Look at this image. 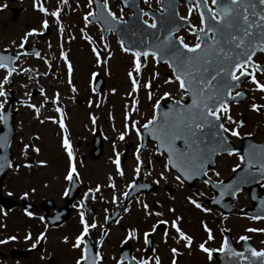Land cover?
<instances>
[{"label":"rangeland","instance_id":"1","mask_svg":"<svg viewBox=\"0 0 264 264\" xmlns=\"http://www.w3.org/2000/svg\"><path fill=\"white\" fill-rule=\"evenodd\" d=\"M73 1L74 4L76 3V7H78L77 3L80 5L85 3V0ZM13 2L21 7V13L18 15L19 22L15 24L18 37L32 25L33 17L37 16L39 10L34 7L32 0H14ZM42 6L47 10L48 15H45V20L49 19L48 25L52 29L48 36V42L55 40L67 42L66 32L73 29L74 19L78 18L80 13L59 12L60 20L63 23L59 28L50 15L58 8L56 0H46V4ZM87 30L92 31L93 27L89 26ZM94 31L97 32V28ZM58 34L62 36L61 39H58ZM98 45L103 50L100 55V63H97V56L93 53L92 48L83 42L72 43L74 48L63 46L65 59L68 63L65 64L64 59H62L61 76L58 79L52 76L44 78V85L47 87L45 95L48 98L56 99L61 104L62 119L54 110L53 103L50 107L44 106L43 95L37 93L31 97L27 93V88H24L25 93H23L22 86H18L17 91L21 98L23 97V104L19 107L15 117L16 134L11 144L13 166L3 181L2 192L4 195L17 201L27 199L36 204L44 197H52L55 204L60 202L57 194L66 184L65 176L69 167L68 154L63 146L65 139L73 148L71 163L75 166L74 168L77 170L75 172L82 183L80 190L82 195L79 199L83 203L87 197L83 193L86 194L90 189L94 191L95 199L99 201L98 204L106 203L109 206L111 203L110 206H112L113 203H119L120 195L124 193L126 186L144 172L141 166L137 171L135 164L137 157H132L128 152L135 155L134 150L139 138L137 131L140 130L145 121L149 120L157 101L164 100L179 91L178 84L173 78L165 76L164 68L154 67L156 64L149 57L138 58L141 68L140 74L137 75L134 70L133 56L131 53L123 51L120 46H115L118 45L115 39L107 42V51L106 45L101 39L98 41ZM110 50L113 52L111 55L108 52ZM69 66H71V73L68 71ZM155 68L156 70H154ZM92 71L99 73L104 78L105 87L100 93H95L91 89ZM130 71L133 73L132 79L137 81L135 92L132 91V80L128 76ZM165 81L169 82L165 83ZM145 84H148L149 87L145 88ZM33 85L34 88L40 87L44 94L42 84L33 83ZM166 92L169 93L168 96L164 95ZM253 102L254 99H251L232 110L234 113L233 122L227 128L235 129L238 136H232L230 131L227 134L237 145L240 144L241 138L246 134L252 135L256 140L264 139V111L253 110ZM125 113H127V120ZM242 113L246 116V120L243 125L238 126L236 122ZM61 120L65 126L63 130L60 128L59 121ZM125 124L128 125L127 129H125ZM95 126H98L102 133L100 142L103 148L99 156L91 158L88 154L90 144L87 145L86 141H90L91 132ZM64 130H66V135L62 134ZM121 133H124L123 140L119 139ZM149 146L146 145V147ZM125 149L127 155L122 160ZM80 153H83V159H81ZM117 154H119L122 174L117 173L114 160H112L117 158ZM144 157V154L141 153L139 160H142V164L145 163ZM154 162L156 163V161ZM158 162L155 171L159 175L163 161L159 160ZM240 163L238 155L225 154L219 156L215 178L218 180L225 178L231 173V168ZM154 175V172L145 173V177L149 181L152 179L156 183L153 179ZM110 177L111 179H109ZM170 180L171 178H168L164 181L160 176L158 179L159 190L134 200L131 204L132 210L120 222L122 225L119 223L118 227L111 228V234L116 233L117 237L121 239L124 231L127 230L125 229L126 226L134 225L144 232L155 220L165 221L164 229L159 231L155 239V248L151 256L145 259L147 264H156L155 258L158 259L159 264H172V261L175 264H215L213 255L211 254V258H209L208 253L203 252L199 245L204 244L206 248L212 250L215 248L214 245L220 248L224 229L232 234L237 248H240L238 240L241 236L249 238L256 249L263 248L264 231H259V229H264V217L250 218L237 211L222 215L214 208H197L195 205L198 204V201L192 196L193 193L189 194L191 191L187 188L181 189V186H177L173 180L171 186L174 190L170 193L167 191L168 188L163 185L169 184ZM99 186L103 191L109 187L110 196L100 199L99 191L96 190ZM176 188L180 191H177ZM188 195H191L189 201L186 197ZM153 200L155 210L151 207ZM233 202L237 208L248 206L247 192L241 190ZM92 206L96 210L93 221L96 220L97 223L102 224V218L99 216L102 210L99 211L98 206ZM208 209L213 211L209 216L208 213L205 214L204 212ZM2 214L4 216L0 213V252L2 256L7 254L6 250L10 247H26L38 237L45 241L48 250L45 252L43 264H47L48 257L57 254L59 249L65 253L67 249L70 250L67 244L71 238L65 234L69 231L70 222L53 228L42 236L36 233L24 235L26 230H30L27 228L30 225L27 223V219H24L21 214H17L14 209L2 210ZM37 214L39 211L33 213V215ZM178 217L179 219H177ZM71 221L75 227L73 232L77 234L80 227L76 222V217ZM173 221L176 222L181 232L184 231L185 234L192 236L188 246H185L187 242L181 240L176 230L171 227ZM31 225L38 231L37 224L31 223ZM205 228L210 231L211 240L208 239L209 232H206ZM250 228L258 231H246ZM12 233L18 235L20 239H12L10 236ZM165 233L167 234L165 235ZM169 234L174 235L175 240L169 239L165 242ZM138 235L137 232L135 238ZM63 238H66L65 242L62 240ZM133 238L132 236L130 240ZM73 242L75 243V240ZM114 243L117 245L118 239ZM171 244L172 246H169ZM172 249H176L175 254H173ZM70 251L74 257L77 255V250L71 249ZM110 251H114V249L105 253V257ZM108 259H112L110 254ZM60 260L58 258L57 262L60 263ZM7 262L9 263V261Z\"/></svg>","mask_w":264,"mask_h":264},{"label":"snow or ice","instance_id":"2","mask_svg":"<svg viewBox=\"0 0 264 264\" xmlns=\"http://www.w3.org/2000/svg\"><path fill=\"white\" fill-rule=\"evenodd\" d=\"M91 3L92 0H89V4ZM34 7H37L41 13L48 14L46 9L42 5H39L36 0H34ZM107 8L108 5L105 2L104 10L107 11ZM196 10L200 12V27L192 30L196 36V43L191 45L184 43L182 37L173 38L172 32L169 31L163 39L160 37L155 38L156 42L151 46V53L148 51H144L143 53L137 51L131 52L134 58V70L137 75L140 74L141 65L138 57L141 55L148 57L151 54L153 60L162 57L166 58L165 62L172 69L174 80L178 84L180 91L184 96L189 97L190 102L188 103L182 104L180 101H176V107L168 113H164L163 120H157L156 115H153L147 123L142 125L146 131L151 130L150 134L153 136V139L159 142L157 145L158 149L163 148L167 152V162L164 167L167 169L170 165L185 179L190 178L192 175L206 174L204 163L208 155L215 154L217 149L221 151L226 150L228 155H232L234 152L231 148H225L227 140L223 136V133L230 131L232 136H238V132L235 129L230 130L221 122L222 117L231 121V117L227 115L228 104L225 102L226 93H230L233 87L231 82L238 81L241 76L246 75L251 77V82L257 90L264 92V84L259 83L251 72L245 71L249 66L253 69L257 68L252 62L253 53L257 50L264 52V0H211V6H209L208 0H201L200 3L196 4ZM192 11L193 9L190 7L189 13ZM59 12L60 9L57 8L50 15L57 17ZM144 15H147V13H144ZM89 16H92L91 12L87 14L85 20ZM101 16H103V13H101ZM107 17H111L112 19L107 20V18H104L105 23L110 28H114L117 18L110 11H107ZM100 18L97 17V19ZM182 19L186 20L187 17H183ZM145 23L147 22L145 21ZM147 26L154 29L156 28V23L153 22ZM42 27H47V21L42 22ZM37 34L35 29L26 33L19 46L23 48L24 40L30 35ZM84 38L89 41L91 40L87 36ZM141 43H144V41H141ZM121 47L123 51L127 52L130 50L124 47L123 44ZM92 51L93 53H97V63H100L98 50L93 48ZM17 55L19 56L20 53ZM35 55L39 56V53L36 52ZM109 55H111L110 52ZM60 56L61 59H64L65 64H67L68 62L65 59L63 51L60 52ZM13 59L11 56H0V68L6 69L9 75L15 71L12 67ZM68 71L71 73V66H69ZM237 72H239V75H237ZM95 75L93 73V76ZM128 76L132 80V91L135 92L137 81L132 79L133 73L131 71L128 73ZM4 80H8V75L4 77ZM168 82L165 81V83ZM144 87L147 88L149 85L145 84ZM3 94V90L0 89V95ZM164 95L168 96L169 93L166 92ZM242 95L243 93L241 92L235 93L236 97H241ZM52 103L56 104V100L53 99ZM28 106L33 107L32 105ZM256 108L257 105L253 104L252 109L256 110ZM37 111L39 110L37 109ZM56 111L60 112V109L57 108ZM125 119L127 120V113H125ZM0 120H3V116H0ZM59 123L60 128L63 130L65 128L63 121L61 120ZM127 127L128 125L125 124V129ZM133 127H135V124H133ZM137 135H139V132ZM119 139H124V133H121ZM178 141L180 142L179 145L177 144ZM2 146L0 145V147ZM63 146L69 160L68 172L65 179L70 181L73 178L75 168L71 163L72 152L67 139L63 141ZM139 147L138 145V149ZM240 160L245 164L246 168L249 166L255 167L258 164L257 171L261 173V178L264 179V145H250L245 150L244 155L240 157ZM137 161L138 171L139 156H137ZM113 163L116 164L117 173L122 174L120 171L119 154H117V158ZM236 167H240V165ZM215 186L213 185V187ZM220 187L228 190L231 186L221 185ZM89 191L92 190L90 189ZM232 194L234 195V193ZM113 199L115 200V197ZM195 206L197 208L201 207L199 204ZM29 215L31 214L29 213ZM158 223L163 224L165 221H158ZM80 224L83 226L82 231L76 236L75 243L72 245L73 248L80 246L82 237L87 234L90 227H95L94 223L91 225L86 223L83 213L80 215ZM171 227L176 230L181 240L187 242L185 246H188L191 238L180 231L175 221L172 222ZM205 231L209 232L208 239L211 240L212 235L210 231L207 228H205ZM246 231L258 230L250 228ZM259 231H264V229H259ZM42 235L43 233H41ZM145 235L147 236V233ZM246 239L247 237L245 236L240 237L242 241ZM199 247L203 252L208 253L209 258H211V253L214 250L206 248L204 244H200ZM245 248L252 258H256L259 264H264V249L257 251L248 247V245H245ZM218 251L222 253L227 251L229 256L237 257L242 261L247 260L248 264H256V261L248 259L245 253L234 252L228 247L227 240L221 244ZM172 252L175 254L176 249H172ZM86 253L87 246L85 245L76 264H81V261H87ZM99 259L100 254L97 253L96 260ZM87 264H94V262L87 261ZM138 264H147V261L141 260ZM157 264H159L158 260Z\"/></svg>","mask_w":264,"mask_h":264},{"label":"flooded vegetation","instance_id":"3","mask_svg":"<svg viewBox=\"0 0 264 264\" xmlns=\"http://www.w3.org/2000/svg\"><path fill=\"white\" fill-rule=\"evenodd\" d=\"M14 0H1L0 2V50L1 51H6V50H11L12 53L16 54V60L14 61V66L17 68L16 71L12 72L10 77H11V82H7L4 80V77L8 74V71L4 68H0V89L3 90V95H0V111L5 108L8 104H11L12 107L14 108V111L16 112L15 117L17 115L18 109L20 106L23 104V97L19 95V92L17 91L18 86H22L23 93H25L24 88L28 89V94L29 96L31 95V90L30 86H34L33 83H40L44 86V94L41 92L40 87H35V93L33 94L34 96L38 93L40 95H43V104L44 106H51L52 100L51 98L46 97L45 91L47 87L44 85V78L48 76L52 77H57V79L61 76L62 74V59L60 56V52L64 51L63 46H68L69 48H74L72 47V43H75L77 41L83 42L85 45L87 44L89 47H91V44L87 39L84 37H91L96 43L100 41L101 37L99 36L98 30L97 32L92 30L89 31L87 30V27L91 26L93 29H96V24L94 22L90 21L88 18L85 20V17L89 12H93V15L95 14L94 11V5L91 3L89 4V0H85L84 5L78 4V7H76V3L74 4L73 0H56V3L58 4V8L60 9L61 13H69L71 11L73 12H79L80 15L78 18L74 19V24L72 30H67L66 32V40L67 42H63L62 40H55L48 42V36L51 34V27L48 25L49 19L47 18L45 20V13H39L37 16L33 17L32 25L29 26L27 29L23 31V33L17 37L16 29H15V24L19 22L18 20V15L21 13V7L14 4ZM34 2V0H32ZM39 1V0H38ZM104 4L105 2L108 5V9L114 14L115 17L119 19H125L127 18L128 14L130 13V8L132 7H137L140 10H143L144 13L146 9L149 8V10L155 12V13H160L164 11V7L162 6V1L161 0H101ZM122 3L125 4L126 6L123 7ZM176 3V22L170 24V28L173 29L172 35L173 38L175 37H182L184 40V43H187L189 45L196 43V36L193 34V29L199 28L200 27V12L196 10V0H167V5H171ZM209 6H211V0H208ZM46 4V2H45ZM89 6V7H88ZM192 8L193 11L189 13V8ZM46 9V8H45ZM3 11V12H1ZM47 11V10H46ZM55 22L57 23L58 27L61 28L63 23L60 20L59 14L57 17L51 16ZM143 17L147 21H152V19L148 15H144ZM183 17H187V19H182ZM47 21V27L44 28L42 27V22ZM58 21V22H57ZM35 29L36 32L38 33L37 35H30L27 37L26 40H24V47L21 48L19 45L24 38L25 34L30 32L31 30ZM76 31V32H75ZM211 35V34H209ZM58 39H61L62 36L58 34ZM115 37L113 35H108L107 38L101 39L103 41V44L107 46V42L109 40L114 39ZM39 46L40 51H38L39 56L37 55H32V54H27L25 53L26 50L30 47H35ZM49 50V51H48ZM20 53L18 56L17 54ZM71 53V52H70ZM47 61V63H45ZM252 62L257 66L256 69H253L251 66H249L245 71L246 72H251L252 75L255 77V79L261 83L264 84V52H260L257 50L255 53L252 55ZM33 66V69L31 67ZM46 70V71H45ZM47 73V75H45ZM167 76L170 78L169 72L166 73ZM58 75V76H57ZM237 75H239V72H237ZM246 82L243 84L244 87L249 91L251 94L249 100H253V104L259 105V104H264V95H262V92L260 90H257L255 85L251 82V77L246 76ZM246 85V86H245ZM5 89H9V96L6 95L7 92H4ZM56 100V99H55ZM54 108H59L60 105L58 104L56 100V104H53ZM236 107V104H231L228 107L229 113L228 116L231 117V121L227 119V124L229 125L231 122H233V109ZM240 112V111H239ZM242 115V114H241ZM87 142V145H89V142ZM177 144L179 145L180 142L178 141ZM138 145L140 146V138H138L136 147H135V155L133 153H129L132 155V157H140V154H144V159L145 163L142 164V160H139V166H141L143 173H152L154 172V181L150 179L153 183L157 185V188L153 191L149 192H141L139 194H135L131 196V198L128 200L126 203L125 207L121 210L119 213L118 219L113 222L114 224L112 227L116 228L119 226V223L123 219V217L127 214L130 213L132 210L133 206L131 204L133 203L134 200L137 198L141 197L142 195H146L151 192H156L159 190L160 185L158 184V179H160V176L162 177V180H167L168 178H171L169 181V184H165L163 186L168 188V192H172L174 190L171 186L172 180L176 182L177 186H181L182 188H187L189 191H191L189 194H194L196 195L197 192H192V189L188 183H186L184 180H182L174 171H172L169 168H165L164 165L166 164L165 159H166V152L163 150V148L157 147V142L155 140L151 141H146L144 142L143 147L140 150L138 149ZM146 145H150L149 147H146ZM127 155V152H125ZM89 156L91 157L92 153L88 152ZM82 156L81 159H83V153H80ZM159 160H162L163 163L161 164V171L158 175V173L155 171L156 163L159 164ZM156 161V163L154 162ZM136 166L138 164V161H136ZM218 167V157L216 159V165L206 171V174L213 179L215 178V171L216 168ZM179 177V179H177ZM198 181V180H196ZM196 187H199L201 192L203 194L210 195V190L208 186L203 184L202 182H197ZM65 188L66 184H64L60 190V192L57 194L58 199H60V202H57V204L54 203V199L52 197H44L42 198L38 205V209L35 211H39L40 218H43V214L45 212L48 213V215L52 214L55 210H60V208L65 207ZM178 188H176L177 190ZM97 190V189H96ZM100 194V199L105 198L106 196H110L109 194V187L107 190L103 191L101 189V186H99L98 190ZM180 191V190H177ZM128 192V185L126 186V189L122 195H120V201L119 204H122L125 196ZM82 195V191L78 193V195L73 199L72 201V208L71 210L65 214L61 213V216L66 215L65 220L63 221L62 225H65L67 222H70V227L69 231L65 232L67 237L71 238V241L69 242L68 247L74 250H77V255L74 257L71 251L67 248L66 253L62 252V249H59L57 254H53L52 256L48 257L47 259V264H76V261L79 259L80 255V248H73L74 244V239L77 234L73 232L74 230V223L71 221L74 217H76V222L79 224V227H83L80 224V215L81 213L84 214V218L86 223H90L93 220V217L96 214V210L92 205L98 206L99 211L102 210L101 216L102 220H104V216L108 214L109 212L112 211V209L116 206L115 203L111 205V203L108 204L104 203H99L95 199L94 196V191H88L87 192V197L83 193V195L86 197L84 199V203H81L79 197ZM190 196V195H188ZM187 197V196H186ZM44 201V202H43ZM103 202V201H101ZM108 202V201H104ZM116 202V201H115ZM42 205H45L44 209L42 208ZM151 207L154 209L155 208V202L154 200L151 202ZM18 208L21 209V207L18 205ZM155 210V209H154ZM75 220V219H74ZM44 221V219H43ZM158 221L160 220H155L149 227L148 229H145V231L151 232L146 237L145 240V247H144V232L142 230H139L137 227L134 225L132 226H126L124 231L123 236L121 239L117 237V234L115 233L114 235L111 234V227L107 229L106 235L104 238H100V229H96L95 227L88 229L90 236H91V241L92 244L96 247L95 251L96 254H100V259L97 260L96 264H125L124 262H120L118 260V251L120 249V245L130 242L132 245V248L137 252L138 259L137 261L145 260L144 258L147 255H151L154 248H155V239L157 238V235L159 231H162L165 227V223L163 224H158ZM45 222V221H44ZM122 225V223H120ZM61 226V225H59ZM155 226V228H153ZM58 227V226H56ZM54 227V228H56ZM80 229V228H79ZM138 232V237L135 238L136 233ZM185 234V233H184ZM189 237L188 234H185ZM11 238L13 239V234L10 235ZM134 237L133 240H130L131 237ZM162 236V235H160ZM152 239L151 240V247L149 250L146 251L147 247V239ZM66 239V238H65ZM65 239L63 238V242H65ZM117 245L114 242H117ZM123 239V240H122ZM169 239L175 240V236L169 234L166 238L167 242ZM132 241V242H131ZM43 242V241H42ZM44 243V246L39 245L36 247V249L31 248L26 254H21L18 251H15V246L10 247L9 249L6 250L7 254L5 256H2V253L0 252V264H43V260L45 257V252H47V247L46 243ZM34 244V243H33ZM33 244L26 246V247H19L21 251L26 250V248L31 247ZM169 246H172L169 245ZM114 249V251H110L109 254L111 255V260L108 259V255L105 257V253H107L109 250ZM61 259L60 263L57 262V259ZM114 260V263H113ZM158 259H154V262L157 264ZM9 261V263L7 262ZM172 264H175L174 261H172Z\"/></svg>","mask_w":264,"mask_h":264},{"label":"water","instance_id":"4","mask_svg":"<svg viewBox=\"0 0 264 264\" xmlns=\"http://www.w3.org/2000/svg\"><path fill=\"white\" fill-rule=\"evenodd\" d=\"M99 19L104 31L106 32L107 29H109V25L107 23H105V19L107 18V16L103 13V16ZM109 18V17H108ZM107 20H111V18H109ZM170 19H172L174 22H176V18H175V12L170 11V12H166L163 13L161 15H159V17H157V22H156V28H148L147 25L141 24L138 20L134 21V20H129L128 22L125 23H120V22H115V27L111 28L119 37V39L121 40L122 44L124 47L131 49L133 51H137V52H141L143 53L144 51H148L149 53H151L152 51V45L155 44L156 37H160L161 39H163V37L167 34V32L165 31V33H163V36H161V32H163V26H165L166 24H170ZM141 41H144V43H141ZM143 56V55H142ZM166 58H159L157 59L158 62H163ZM237 82H231L233 84V87L237 86ZM103 87V79L100 77V75H96V78L94 80L93 83V88L96 91H100ZM246 97V94L243 93V95L241 97H236L235 95L230 97L229 93H226L225 95V102L228 104V102H230V100H234V101H238L241 98ZM190 102V100H188L187 102L184 103H188ZM183 104V103H182ZM176 107V101H171L168 100L167 102L160 104L159 106H157L155 115L157 117V120H163L164 113H168L171 109H174ZM12 112H6L4 117H5V124L3 125V132L2 130L0 131V133L2 132L3 136H4V141L0 139V145H3L1 148V152H4V154L6 155H10V153L8 152V145H9V141H10V137H12L13 135V127H12ZM3 117V120H4ZM151 130H145L142 127V137L143 139H145L147 136H149L150 138H153V136L150 134ZM99 133L96 132L95 133V137L94 140H92L94 147L92 148V151H99L100 150V143H99ZM223 136L225 137L224 133ZM226 138V137H225ZM227 140V144L225 145V148H231L233 149V147L231 146V143L229 142L228 139ZM253 140H251L249 137L245 138L243 141V145L238 148V149H233V150H239L240 151V155L243 156L245 153V150L250 146V145H264V141L263 142H259V143H255ZM214 146V145H213ZM8 150V151H7ZM225 151V150H224ZM216 152H223L219 149L216 150ZM216 154V153H215ZM215 154H209L205 163H204V169L205 167L210 164L213 160V157ZM95 155V154H94ZM9 164L8 162H6V164L0 166V182L1 179L3 177V175L5 174L6 170L8 169ZM257 169L259 167V165H256ZM252 166H249L248 168L245 167V164H243L242 166H240L235 173L226 181L222 182V183H218V198L225 196L228 193H231L229 196V198H232L233 196V192L240 188V187H245L248 190V193L250 195L253 207L248 208V209H243L241 210L244 213H249L252 216H261L264 215V190H263V194L261 197L257 196V192L258 190H260V188H264V186L259 187L257 185V181L261 179V173L257 171V169L253 170ZM203 173L199 174V175H192L190 177V179H192L193 176H198V177H202ZM145 185H150V183L148 182H144L143 177H141L136 183H133L132 186H135V190H140L143 186ZM221 185H230L231 187L228 190H225L223 188H221ZM78 187V182L76 181L75 175L73 174V178L70 180L69 182V191L70 193L67 196V202L69 206V201H70V197L76 192V188ZM147 188V187H144ZM0 203L4 206H8L10 207L12 205V201L6 198H2L0 197ZM228 209H225V211H227ZM227 240V245L228 247H230L234 252H243L245 253V255L248 257V259L254 260L256 261V258H252L250 253L247 252L245 245H248V247L254 249L252 243L249 240H240V244L242 245L243 249L242 250H236L234 248V243L232 241V238L229 234V232H225L224 234V241ZM216 257H217V264H248L247 260H240L237 257H233V256H229L227 254V251L225 252H220L217 251L216 252ZM256 264H259L258 261H256Z\"/></svg>","mask_w":264,"mask_h":264}]
</instances>
